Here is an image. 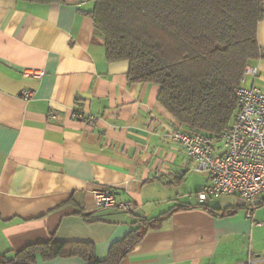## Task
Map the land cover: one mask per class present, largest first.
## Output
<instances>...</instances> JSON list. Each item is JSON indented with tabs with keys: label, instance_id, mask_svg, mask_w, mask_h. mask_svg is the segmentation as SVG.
<instances>
[{
	"label": "crops",
	"instance_id": "crops-1",
	"mask_svg": "<svg viewBox=\"0 0 264 264\" xmlns=\"http://www.w3.org/2000/svg\"><path fill=\"white\" fill-rule=\"evenodd\" d=\"M93 6L0 0V255L54 241L90 244L103 261L143 221L170 211L116 264H264V194L253 217L233 195L198 201L209 177L169 138L180 126L158 85L129 82L128 62L106 58ZM256 41L258 74L244 84L264 92V17ZM100 189L133 212L94 208ZM35 264L86 261L65 250L37 253Z\"/></svg>",
	"mask_w": 264,
	"mask_h": 264
},
{
	"label": "trees",
	"instance_id": "trees-1",
	"mask_svg": "<svg viewBox=\"0 0 264 264\" xmlns=\"http://www.w3.org/2000/svg\"><path fill=\"white\" fill-rule=\"evenodd\" d=\"M93 3L89 14L103 36L106 58L128 62L129 82L158 85V102L187 131L217 136L229 126L235 111L234 90L245 66L260 55L256 26L264 17V0ZM169 213L143 221L111 245L103 261L94 256L90 244L49 241L29 245L12 258L0 255V264H35L37 253L50 259L65 250L82 256L86 264H116L146 230L159 227Z\"/></svg>",
	"mask_w": 264,
	"mask_h": 264
},
{
	"label": "built area",
	"instance_id": "built-area-1",
	"mask_svg": "<svg viewBox=\"0 0 264 264\" xmlns=\"http://www.w3.org/2000/svg\"><path fill=\"white\" fill-rule=\"evenodd\" d=\"M41 74V71L33 73L37 77ZM257 74L256 66H245L234 90L232 121L219 135H203L181 127L168 135L191 161V169L209 177L208 184L195 193L198 201L233 195L248 217H253L260 196L264 194V92L254 83L244 84L246 76L255 79ZM22 96L29 99L31 93L23 91ZM93 201L96 209L116 207L125 213L133 212L130 203L117 199L107 189L94 191ZM256 260L251 258L247 264Z\"/></svg>",
	"mask_w": 264,
	"mask_h": 264
}]
</instances>
